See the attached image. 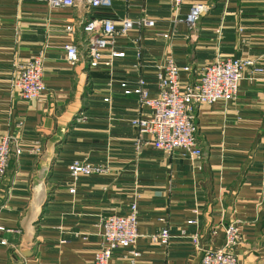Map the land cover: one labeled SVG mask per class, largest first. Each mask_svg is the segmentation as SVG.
Instances as JSON below:
<instances>
[{"label":"crops","instance_id":"obj_1","mask_svg":"<svg viewBox=\"0 0 264 264\" xmlns=\"http://www.w3.org/2000/svg\"><path fill=\"white\" fill-rule=\"evenodd\" d=\"M112 1V8L89 9L81 0L61 8L0 0V139L9 134L22 146L0 188V264H94L103 217L127 215L134 203L141 254L119 247L114 264H200L204 249L223 246L231 222L242 237L234 248L239 264H264V70L255 71L264 69V0H209L193 37L184 18L205 0H184L178 11L171 0ZM144 11L155 26L135 25L111 46L125 56L91 66L79 24L93 17L137 21ZM176 20V31L163 37ZM71 22L73 36L65 29ZM70 41L80 49L75 65L66 60ZM39 54L47 90L27 101L13 85L16 65ZM169 56L198 71L216 57L250 61L234 100L195 108L199 162L170 156L149 136L137 149L132 119L151 108L122 83L134 89L143 77L156 96ZM77 158L108 170L75 179L69 164ZM165 227L167 245L154 239Z\"/></svg>","mask_w":264,"mask_h":264},{"label":"built area","instance_id":"obj_2","mask_svg":"<svg viewBox=\"0 0 264 264\" xmlns=\"http://www.w3.org/2000/svg\"><path fill=\"white\" fill-rule=\"evenodd\" d=\"M50 8L71 7L77 5L79 0H43ZM89 9L112 8V0H81ZM175 11L180 9L184 0H171ZM211 1L194 2L186 14L184 21L191 30L193 37L201 17L210 9ZM173 28L165 32L163 37L169 38L176 31V20ZM120 23V24H118ZM155 20L150 18L144 11L137 21L129 18L117 22L110 17H93L79 24L88 35L87 57L91 66L100 64L112 65L115 57L125 56L124 51L111 48L118 36H125L135 26H155ZM75 22L66 26V31L73 36L76 32ZM218 32L219 29H217ZM66 60L75 65L80 60L79 45L70 41L64 45ZM110 49L109 58L104 60L105 50ZM137 57L141 58L140 45L137 47ZM250 61L236 57H216L202 70L198 71L191 65H180L169 56L159 67L156 79L158 94L150 96L147 80L139 79L138 86L134 89L122 83L125 93H137L141 105H148L151 111L148 115H139L132 119V124L137 128V149H140L142 138L149 136L150 142L157 149L164 151L170 156L179 155L182 158L199 162L203 157V148L198 140V126L195 121V108L203 104H212L219 100H234L239 92L240 81L245 76V70ZM17 74L13 82L14 87L19 89L23 99L31 101L38 99L47 90L44 81V57L39 54L29 60L18 63ZM263 68H255L256 72H263ZM196 72V74H195ZM189 77L185 80L182 74ZM196 75V76H195ZM190 76H193L190 77ZM108 100V98H106ZM37 146L35 151H39ZM22 146L16 137L4 135L0 139V187L10 166L13 153L20 154ZM108 169L103 165L92 163L86 159H74L69 164L70 174L77 179L80 175L102 174ZM75 192V188H71ZM196 222L195 219L188 221ZM100 232L101 242L95 253L94 264H114L113 253L119 247L130 249L133 258L141 253L137 249L140 233L138 231V214L136 203L127 215L110 214L102 219ZM0 230H4L0 226ZM225 241L222 247L217 249H204L200 264H239L234 251L235 246L241 240L239 225L228 223L224 226ZM171 234L165 227L154 239L169 244ZM194 243L199 244V237H193ZM5 243V240H2Z\"/></svg>","mask_w":264,"mask_h":264},{"label":"rangeland","instance_id":"obj_3","mask_svg":"<svg viewBox=\"0 0 264 264\" xmlns=\"http://www.w3.org/2000/svg\"><path fill=\"white\" fill-rule=\"evenodd\" d=\"M7 173H8V171H7ZM7 175V174H6ZM6 177V176H5ZM1 188V187H0Z\"/></svg>","mask_w":264,"mask_h":264}]
</instances>
